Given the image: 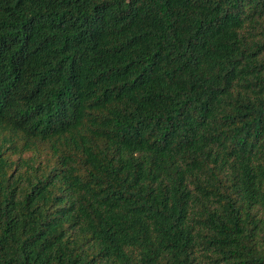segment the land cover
<instances>
[{"label":"trees","instance_id":"trees-1","mask_svg":"<svg viewBox=\"0 0 264 264\" xmlns=\"http://www.w3.org/2000/svg\"><path fill=\"white\" fill-rule=\"evenodd\" d=\"M0 264H264V0H0Z\"/></svg>","mask_w":264,"mask_h":264}]
</instances>
